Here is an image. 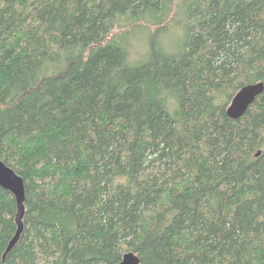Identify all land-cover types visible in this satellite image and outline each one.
Returning a JSON list of instances; mask_svg holds the SVG:
<instances>
[{"label": "trees", "instance_id": "obj_1", "mask_svg": "<svg viewBox=\"0 0 264 264\" xmlns=\"http://www.w3.org/2000/svg\"><path fill=\"white\" fill-rule=\"evenodd\" d=\"M260 82L264 0H0V264H264Z\"/></svg>", "mask_w": 264, "mask_h": 264}, {"label": "water", "instance_id": "obj_2", "mask_svg": "<svg viewBox=\"0 0 264 264\" xmlns=\"http://www.w3.org/2000/svg\"><path fill=\"white\" fill-rule=\"evenodd\" d=\"M264 93V83H256L243 87L234 97L227 113L234 120L242 118L256 102L257 98ZM260 155V152L257 156ZM0 187L14 195L17 202V232L10 242L6 254L13 250L24 232V217L26 213V188L24 179L12 168L6 165L0 158ZM120 264H141L140 259L134 253H126Z\"/></svg>", "mask_w": 264, "mask_h": 264}, {"label": "clouds", "instance_id": "obj_3", "mask_svg": "<svg viewBox=\"0 0 264 264\" xmlns=\"http://www.w3.org/2000/svg\"><path fill=\"white\" fill-rule=\"evenodd\" d=\"M183 37V32L182 30H177V38L180 39Z\"/></svg>", "mask_w": 264, "mask_h": 264}, {"label": "rangeland", "instance_id": "obj_4", "mask_svg": "<svg viewBox=\"0 0 264 264\" xmlns=\"http://www.w3.org/2000/svg\"><path fill=\"white\" fill-rule=\"evenodd\" d=\"M143 41V40H142ZM138 57V48H137V50L134 52V54H133V58L134 59H136Z\"/></svg>", "mask_w": 264, "mask_h": 264}]
</instances>
